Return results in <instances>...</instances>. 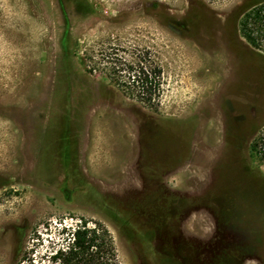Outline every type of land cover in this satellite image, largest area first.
<instances>
[{"label":"rangeland","instance_id":"rangeland-1","mask_svg":"<svg viewBox=\"0 0 264 264\" xmlns=\"http://www.w3.org/2000/svg\"><path fill=\"white\" fill-rule=\"evenodd\" d=\"M257 1L0 0V264L47 263L82 219L119 264H264ZM140 50L155 104L102 69Z\"/></svg>","mask_w":264,"mask_h":264},{"label":"trees","instance_id":"trees-1","mask_svg":"<svg viewBox=\"0 0 264 264\" xmlns=\"http://www.w3.org/2000/svg\"><path fill=\"white\" fill-rule=\"evenodd\" d=\"M241 36L254 48L264 52V0L250 6L239 22ZM102 69L109 70L108 77L123 82L126 92L142 101L155 104L159 101L162 87V68L149 62L147 51L140 50L134 60L105 51ZM115 55V56H114ZM251 150L264 164V125L251 143ZM65 244L58 245L48 255L45 264H119L117 248L111 231L98 220L82 219L76 227L61 230Z\"/></svg>","mask_w":264,"mask_h":264}]
</instances>
